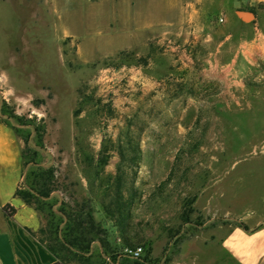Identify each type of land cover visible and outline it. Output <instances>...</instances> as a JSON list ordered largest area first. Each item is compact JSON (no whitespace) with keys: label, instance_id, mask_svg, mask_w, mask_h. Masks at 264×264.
<instances>
[{"label":"rangeland","instance_id":"rangeland-1","mask_svg":"<svg viewBox=\"0 0 264 264\" xmlns=\"http://www.w3.org/2000/svg\"><path fill=\"white\" fill-rule=\"evenodd\" d=\"M49 1L0 0V113L5 102L24 118L32 147L45 126L40 165L55 169L70 205L97 206L127 137L142 150L133 226L150 251L125 256L104 217L109 249L93 245L86 264H237L213 250L230 227L254 229L264 218V0H232V36L255 42L232 82L183 67L176 101L153 100L141 87L134 94L132 77L149 71L147 58L142 45L117 51L120 38L108 31L112 6L99 20L97 9L69 0L50 14ZM236 11L254 19L235 24ZM192 200L186 222L181 214Z\"/></svg>","mask_w":264,"mask_h":264},{"label":"crops","instance_id":"crops-1","mask_svg":"<svg viewBox=\"0 0 264 264\" xmlns=\"http://www.w3.org/2000/svg\"><path fill=\"white\" fill-rule=\"evenodd\" d=\"M57 1L48 2L50 14L57 10ZM140 1L69 0L70 7L75 2L82 8L97 9L99 20L104 18L102 15L108 6H112L114 13L108 31L120 38L117 51L138 52V46H143L149 71L139 77L137 71L132 77L134 94L141 87L144 96L153 100L176 101L178 85L183 81L178 73L183 67L197 70L209 79L230 82V76L236 77L233 71L236 72L237 65L253 56L254 41L249 47L246 36H232V0H148L144 9L137 12ZM236 23L247 25L237 11ZM23 148L14 131L0 122V264H56L57 257L39 240L38 232L46 224L44 216L15 196L23 182ZM82 183L83 192L88 194L85 177H81ZM55 194L65 200L62 191ZM8 205L15 208L14 215L4 209ZM95 208L96 222L106 227L100 203ZM105 221L115 230L111 221ZM214 247L213 253L221 255L223 262L228 259L237 264H264V218L250 231L230 227ZM210 261L215 262L208 259L206 263ZM69 264L83 263L71 261Z\"/></svg>","mask_w":264,"mask_h":264},{"label":"trees","instance_id":"trees-1","mask_svg":"<svg viewBox=\"0 0 264 264\" xmlns=\"http://www.w3.org/2000/svg\"><path fill=\"white\" fill-rule=\"evenodd\" d=\"M0 122L11 128L15 135L24 142L22 150L24 180L16 190L15 196L21 198L25 204L34 207L44 216L46 224L38 232L39 240L46 244L48 251L57 257L59 262L56 264H69L71 261L86 264L85 258L93 250V245L108 250V242L104 239L107 231L96 222L93 203L85 200L82 203L76 201L74 205H70L64 199L56 196L55 193L58 190L55 169L40 165V151L43 149L42 136L45 133V126L41 125L36 130L38 138L32 147L28 140L31 132L23 138L21 131L25 127L24 118L15 114L5 102H2ZM118 154L120 161L116 173L107 185L104 197L98 203H100L104 216L118 231L124 247H141L150 251L151 244L143 242L133 226L132 210L134 201L139 195L134 188V182L137 178L142 150L137 142H134L131 137H127L126 147L120 146ZM175 169L176 164L169 178L163 182V187L172 181ZM194 201L185 203L184 211L181 214L182 220L188 221L189 214L193 211L190 205ZM4 209L9 215H14L16 212L15 208L9 205ZM237 226L250 231L244 224L240 223ZM32 234L36 236L35 233Z\"/></svg>","mask_w":264,"mask_h":264},{"label":"built area","instance_id":"built-area-1","mask_svg":"<svg viewBox=\"0 0 264 264\" xmlns=\"http://www.w3.org/2000/svg\"><path fill=\"white\" fill-rule=\"evenodd\" d=\"M220 21H223L222 19ZM188 53L189 50H187ZM143 249L141 247H125L124 249V255L131 258V259H138L142 255Z\"/></svg>","mask_w":264,"mask_h":264},{"label":"water","instance_id":"water-1","mask_svg":"<svg viewBox=\"0 0 264 264\" xmlns=\"http://www.w3.org/2000/svg\"><path fill=\"white\" fill-rule=\"evenodd\" d=\"M237 14L246 23L254 19V14L249 11H238Z\"/></svg>","mask_w":264,"mask_h":264}]
</instances>
